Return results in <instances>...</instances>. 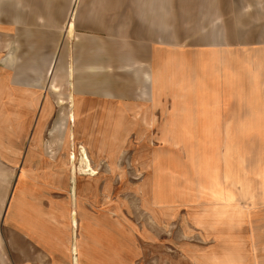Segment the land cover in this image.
<instances>
[{
    "label": "rangeland",
    "instance_id": "1",
    "mask_svg": "<svg viewBox=\"0 0 264 264\" xmlns=\"http://www.w3.org/2000/svg\"><path fill=\"white\" fill-rule=\"evenodd\" d=\"M193 1L104 120L64 92L13 106L0 82V264H264V0Z\"/></svg>",
    "mask_w": 264,
    "mask_h": 264
},
{
    "label": "crops",
    "instance_id": "2",
    "mask_svg": "<svg viewBox=\"0 0 264 264\" xmlns=\"http://www.w3.org/2000/svg\"><path fill=\"white\" fill-rule=\"evenodd\" d=\"M198 1L203 10L221 6L218 0ZM9 2V34L0 33V51L6 50L0 57V82L9 86L13 106L34 105L37 91L43 105L45 94L64 92L66 104L86 116L82 120H104L102 106L129 102V76L141 84L133 88L143 96L142 85L153 81L152 70L145 68L153 66L162 42L172 43L163 19L176 14L173 0Z\"/></svg>",
    "mask_w": 264,
    "mask_h": 264
},
{
    "label": "bare ground",
    "instance_id": "3",
    "mask_svg": "<svg viewBox=\"0 0 264 264\" xmlns=\"http://www.w3.org/2000/svg\"><path fill=\"white\" fill-rule=\"evenodd\" d=\"M70 21H72V20H70ZM70 33H71V31H70ZM69 117H70V120L73 122L74 121V116H73V113L72 112H70ZM69 156H70V163L72 165V175H71V179H72V196H73V199H74L75 196H74V185H73V183H74V177H75L74 175H75V170H76V168H75L76 155L72 153ZM79 156L80 157H79V167H78V170L80 171V173L82 172V173L94 174L95 172L93 171V168L90 167L89 160H88V156H87V154H86V152L84 150V147H82V146L80 147V155ZM70 198H72V197H70ZM75 212H76L75 210L72 211V216H73L72 217V222H73L74 225H76V220H75V217H74L76 215ZM72 233H73V231H72ZM74 264H76V257L75 256H74Z\"/></svg>",
    "mask_w": 264,
    "mask_h": 264
}]
</instances>
